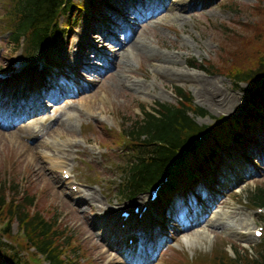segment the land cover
Returning a JSON list of instances; mask_svg holds the SVG:
<instances>
[{
  "label": "rangeland",
  "instance_id": "1",
  "mask_svg": "<svg viewBox=\"0 0 264 264\" xmlns=\"http://www.w3.org/2000/svg\"><path fill=\"white\" fill-rule=\"evenodd\" d=\"M116 1L74 0L69 18L60 19L69 27L44 49L46 61L40 60L37 64L24 67L22 51L14 49L7 39L4 20L8 5L6 0H0L1 90L4 92V84L14 85L19 90L24 88L26 94L30 92L29 87H48L47 91L43 90L44 98L38 100L42 111L15 125L17 128L27 121L37 120L33 126L47 129V135H39L37 140L30 136L15 140L9 137L15 128L5 130V126L0 124V191L6 193L8 199L26 202L30 212L39 213L57 224L55 227L65 237L61 244L66 239L69 242L60 259L66 258L69 264H95L92 246L83 241V231L91 226L83 216H88L91 209L83 204L87 202L76 204L74 197L95 193L97 198L91 206L95 210L105 207V212L112 213L107 218L110 221H117L122 210L142 206V201L148 197L142 194L128 199L119 194L123 179L121 171L129 160L130 150L128 147L113 146L108 131L111 130L110 133L121 141L118 131L140 120L143 111L154 108L155 103L175 105L177 98L174 88H181L198 110L206 112L205 117H196L195 121L199 125H210L215 119L230 117L236 112L240 113L242 119L248 108L246 90L251 85L240 84L235 87L229 77L220 72V68L241 67L247 64V58L256 44L258 48H264V0H203L198 5H194L196 0H187L182 7L184 11H174L181 15V19L162 13L154 20L143 22L138 33L130 37L122 49L121 44L129 38L137 22L134 15L121 8L123 0H119L118 5ZM177 2L171 0L172 4ZM115 14L125 22V28L121 29L125 34H117ZM98 26L112 38L111 41L99 44L105 38L95 29ZM126 32H130V35L126 36ZM88 37H92V40ZM129 46L131 50L127 51ZM115 55L118 66L114 64L107 70L106 64H111ZM153 55L180 56L187 68L197 71V76L199 72L203 80L216 83L222 97L237 98L238 106L217 112L211 99L205 101L204 98H198L197 83L190 79L165 78L156 74L153 64L157 63L155 60L159 57ZM79 58L80 61H77ZM77 62L82 68L73 72ZM124 64L131 66L129 78L149 86V89L140 93L122 83L119 70ZM173 67L188 70L180 63ZM89 68L95 72H89ZM24 74H27V78L18 83V78ZM3 104H7L6 97L0 98V110ZM3 116L9 118V114ZM57 118L67 119L68 130L63 135H60L61 126L53 123ZM248 127H245L247 130L243 135L245 138L246 135L250 137L247 141L242 138V148L234 149L231 143L218 149L217 164L215 162L213 166L215 170L207 181H210L211 192L220 193L219 197L224 202L215 204L212 213L204 217L207 221L214 213L228 212L231 217L225 220L231 223L233 217L245 221L249 226L241 229L242 226L235 232L229 231L226 226L213 229L208 224H201L181 231L188 226H179L176 220L170 224L164 223L160 226L163 235L152 232V244L144 247V258L154 252L151 263L138 258L134 264H223V260L233 264L238 255L255 258L263 252L264 212L257 211L249 203V197L257 187L264 188V143L256 140L264 136V123ZM204 143H211L212 147L217 148L218 141L209 135ZM252 146L253 150H258L257 155L247 153ZM37 153L41 156L40 164L45 166L47 182L35 175L36 165L30 163V157L36 158ZM224 153L227 156L221 164ZM52 154V157L63 162L60 166L54 167L55 163L46 162L45 157ZM65 154H69V157H65ZM235 160L249 166L250 173L242 170L243 175L237 177L236 183L228 187L226 183L224 189L220 190V184L224 182L223 169L227 163L231 164ZM181 169L186 173L184 167ZM234 176L232 172L231 177ZM183 200L181 193L180 202ZM185 204L187 201L179 205L183 207ZM150 212L153 218L159 215L166 217L161 206L154 207ZM4 216L8 214L0 212V218H3L0 226L5 222L12 223L9 226L10 239L0 235V264H47L37 259L32 250L17 240L22 239L17 235H22L17 226L18 221L14 217L10 219ZM167 221L170 222L169 219ZM142 224L132 218L128 220V226H139L141 236L140 230L145 229ZM115 225L120 227L118 221ZM257 228L262 232L260 237L253 234ZM92 233L95 236L100 234L102 238V230ZM185 238L191 244L185 245ZM158 242H162V245L154 250L153 246ZM109 254L118 264H125L114 249Z\"/></svg>",
  "mask_w": 264,
  "mask_h": 264
},
{
  "label": "trees",
  "instance_id": "2",
  "mask_svg": "<svg viewBox=\"0 0 264 264\" xmlns=\"http://www.w3.org/2000/svg\"><path fill=\"white\" fill-rule=\"evenodd\" d=\"M6 1L8 7L5 10L4 30L8 33V41L15 49L22 47L25 63L28 64L38 60L46 44L53 42L67 28V25L61 24L60 18L64 16L69 18L74 2V0ZM263 51L264 48H258L256 44L247 58V64L241 67L231 65L232 67L220 68V72L228 76L235 87L240 83L251 85L246 90L249 96L248 108L242 119L237 118L233 121L221 117L211 125H198L194 120L195 116H203L205 112L194 107L190 97L181 88H174L177 104L155 103L154 108L143 111L140 120L118 133L121 143L132 149L128 166L126 165L123 170L124 181L119 190L122 196L131 198L147 191L170 173L172 164H176V176L162 188L166 198L171 197V193L181 184V167H186L184 168L186 172L194 174L196 169L203 172L202 167L213 162L216 155L214 148L212 145H202L200 137H205L208 133L214 135V132L219 130L221 146L232 142L238 146L242 140V133L248 126L264 122ZM184 154L192 156L191 161L185 164L183 160L181 161ZM7 197L6 193L0 191V212L5 211L8 216L4 217L10 219L14 217L18 221L22 235H17L22 239L17 240L29 249H34L36 255L49 264H64L60 256L69 246V242L66 239L61 244L65 237L55 227L57 224L39 213L30 212L26 202ZM249 203L264 209L263 187H257L250 193ZM0 235L9 237L8 225L0 226ZM65 262L69 264L68 261ZM223 264H227L226 260H223ZM233 264H264V244L263 252L255 258H242L238 255Z\"/></svg>",
  "mask_w": 264,
  "mask_h": 264
},
{
  "label": "bare ground",
  "instance_id": "3",
  "mask_svg": "<svg viewBox=\"0 0 264 264\" xmlns=\"http://www.w3.org/2000/svg\"><path fill=\"white\" fill-rule=\"evenodd\" d=\"M186 1L187 0H178L177 4H172L171 0H123L121 8L128 11L131 15L135 16V22H137V25L131 30V35L130 32H126V36H130L123 44H121L120 49L126 47V44L128 43L130 37L137 34L140 29L139 26L147 20H154L159 17L162 13H167V16H174L181 19V15H177L174 11H184L185 9L182 7L185 5ZM202 2L203 0H196L194 2V5H198ZM115 17L117 22L115 30L117 34H125V31L121 30L125 28V22L116 14ZM158 21L159 20L155 21V23H157ZM95 29L98 30V34L103 35V38H105L103 39V41H99V44L103 45L107 43V40H112V38H110L104 33L100 26H98L97 28L95 27ZM94 33L93 35H91L92 37L94 36ZM92 37H88V39L92 40ZM130 47L131 46H129L127 51L131 50ZM129 53L128 55H130ZM153 57H159L155 60L157 63L153 64V68L154 71H156V74L158 73L159 75H162L165 78L174 77L173 79L179 80L190 79L193 83H197L195 87L198 91V98H204L205 101L208 98L211 99V102H213L212 104L215 106V109L218 110L217 112H221L225 109H231L233 107L238 106L237 98L233 97L230 99L226 98V96L222 97V92L220 88H218V85L216 83H211L207 80H203L202 77L199 76L202 75L199 72V75L197 76V74H195V72L197 71L187 68L185 60L183 58L180 59V56L173 57L153 55ZM116 58L117 56L115 55L112 59L111 64H106L107 70H109L108 68L114 64L118 66V64H116ZM177 59L180 60L178 61ZM77 61H80V58ZM176 63L183 64L188 70H182L180 68L174 69L173 66ZM81 68L82 67L79 66L77 62L74 65L73 72H76L77 69ZM89 72L94 73L95 71L92 70V68H89ZM119 72L122 76V83L133 88L135 91L143 93L145 90L149 89V86L146 87L138 81L131 80L129 78V74L132 72L131 66H127L124 64V66L121 67ZM26 78L27 74H24L20 78H18L19 82H17H24V79ZM8 85L9 84H4V92L3 90H1L0 87V98L6 97L7 102V104L2 105V108L0 110V124L5 126V130L15 128L14 132H12L9 137L16 140L21 136H30L31 138H34L33 140H37V136L47 135V129H44L42 127L37 128L33 126L34 124H36L37 120L27 121V123L25 122L26 124L23 123V126H18L17 128L15 126L17 123L22 122L31 116H34V114L36 115L37 112L42 111V108L39 105L40 101L38 102V100L40 98H44L42 94L43 90L46 91L45 88L42 87L38 89L36 88V86H34V88L29 87L30 92L26 94V91H23L24 88L19 90L18 87H14V85ZM34 85H36V83ZM4 114H9V118L7 119V117H4ZM68 115V117L71 116L70 113H68ZM6 119L7 122H5ZM53 123H57V125L61 126L62 133H60V135H63V132L65 130H68V128H66L67 119L61 120L60 118H57L53 121ZM260 141L264 143V138L260 139ZM253 149L254 146H252V149L247 152L251 156L258 154V150L256 148L255 150ZM39 156V153H37L36 158L31 156L30 163L36 165L35 175L47 182L45 166L40 164L39 159L41 156ZM52 156H54V154H52L51 156L47 155L45 157L47 160L46 162L53 164L55 163L54 167L60 166L63 163L62 161H59L56 157ZM65 157H69V154H65ZM41 160L43 159L41 158ZM223 170L225 171L224 177L222 178L224 182L223 184H220V190L224 189L226 183L227 187L233 182L236 183L237 177L243 175L242 170H245V173H250L249 166H247L246 164H240V162H237V160H235L232 164H226ZM232 172L235 173L234 177H231ZM204 173L208 174L206 170H204ZM182 183L183 182L181 179V185ZM211 189L212 188L210 187V181H203L199 185L196 193L191 196L188 203L185 204L183 207L179 205L182 202H180V200H177L175 195L172 193L171 198L175 202L174 209L169 213L168 217L163 216L161 221H156L152 219L150 211H146V213L142 215L140 221L145 227V229L140 230L141 234H143L144 237L139 234V226H124L123 228H121L115 225V222L117 221L118 225L121 224L119 218L117 219V221H110V219L107 220V218L112 216V213L105 212V207H100L99 209L95 210L93 206H91L92 201L97 198L95 193H86L85 196L74 197V199H76V204H82V202H87L83 204H87L91 209L88 216H83V218L86 220V223H91L90 228L85 229L83 231V241L86 245L92 246L91 248L93 252H95V256H92L94 263L118 264L117 260L114 257H111L109 254L111 249H114L119 254V251L125 250V256L128 257V261L130 263L134 262L138 258H142L144 259V261L151 263V260L154 257V252L152 254H149L147 258H144L143 256L145 249L144 247L152 244L154 237V233L152 232H156L158 235H163L164 231L160 228V226H163L164 223L170 224L174 222V220L179 223V226H188L182 229L181 231H187L189 228H192L194 226L197 227V225L199 226L201 224H208V226L213 229L215 227L219 228V226H226L229 231L235 232H238V229H240V227L242 226L243 227L241 229H246L244 228V226H249V224H247L245 221L241 222L239 221V219H235L233 217L231 223L225 220L226 217H231V214L228 212L219 211L217 213H214L212 218H209L207 221H205V214H211L215 204H222L224 202L219 197L220 193L211 192ZM143 202H145V200L142 201V203ZM168 219L170 220V222L167 221ZM134 220L136 221V223L138 222V218L135 217ZM101 230L102 238H100V234L95 236L92 233V231L101 232ZM176 230H178V228ZM254 232L255 229L253 230V233ZM95 238H97L99 242ZM129 240H132V243L129 244ZM183 243L185 245L191 244V242L187 238H185ZM161 245L162 242H158L156 246H153L154 250L160 248ZM103 247L106 248L103 249Z\"/></svg>",
  "mask_w": 264,
  "mask_h": 264
}]
</instances>
